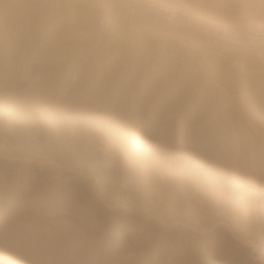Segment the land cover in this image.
Wrapping results in <instances>:
<instances>
[{
    "label": "rangeland",
    "instance_id": "1",
    "mask_svg": "<svg viewBox=\"0 0 264 264\" xmlns=\"http://www.w3.org/2000/svg\"><path fill=\"white\" fill-rule=\"evenodd\" d=\"M25 1L0 0V43L4 42L0 48V63L7 56L9 45L5 41L9 40V34H14L17 29L22 33L23 24L31 37H28L27 48L20 55H25L24 60H31L33 48L47 40L57 23L70 26L78 14L75 0H59L62 1L59 4L57 0L26 1L32 4ZM88 1L95 7L92 17L97 34L95 32L96 36L92 38L96 43L90 45L92 38L85 40L82 37L81 41L78 37L81 42L76 44L74 37L72 44L77 46L74 49L76 52L68 59L64 57L65 62L67 66L74 67V61L81 57L84 48L105 47L106 51L112 46V56H104L114 58L110 68L114 81L107 105L112 106V110L118 109V112L110 116L103 110L106 106L100 107L101 102H98L99 109L96 107L97 111L92 114L93 120H105L111 129L103 130L94 120L95 126L101 127L98 128L100 134L97 130L93 137L82 136L79 140L74 135L66 138V143L64 139L57 138L60 136L48 134L45 129L49 120L45 117H42L45 122L41 123H47L38 135L34 124H30L33 123L30 114L17 122L1 116L5 128L0 132L3 134H0V196L3 192L10 198L14 197L13 200L19 197V205L24 206L0 216V252L26 264H208L212 259L217 262L209 264H264V223H258L259 219L257 223H248L250 231L247 237L242 234V228L238 226V230L234 223H230L232 226L229 224L244 213V219L251 213L256 217L264 216V26L224 25L162 0ZM107 37L110 39L107 40ZM70 39L72 37L61 44L70 45L69 42L73 41ZM62 56L57 58L64 60ZM99 56L103 57L102 54ZM91 57L86 56L78 65L81 69L85 67L81 72L84 69L87 72L92 67L102 69L103 62L108 58ZM90 58L91 62H88ZM224 58L232 60L227 62ZM223 59L224 65L218 67ZM25 81L30 84L29 79ZM4 99L0 102L9 105ZM187 112L201 118L191 138H184L182 132L188 124ZM81 113V117L77 115L78 119L83 116L90 118L86 111ZM125 122L134 131H141L146 142L144 147H139L136 138L127 130L129 128L123 125ZM10 129L11 133L8 132ZM15 132L17 134L11 136ZM169 135L172 140L170 150L158 148L157 143ZM206 136L215 143L211 147L206 142ZM195 139H199L198 143L193 142ZM51 141L59 145L62 142L66 149L75 148L76 157L85 158L83 163L88 167L85 169H89L84 172L86 175L81 170L71 169L65 175L59 174L56 164L46 163L49 154L42 152L46 150L47 142ZM223 154L225 159L220 168L215 161ZM140 156L153 162L161 157L174 158L179 162L189 159V168L194 167L195 177L208 175L207 189L219 186L229 193L233 191L236 202L231 204L229 212H236L235 216H228L227 223L204 225L210 236L206 232L207 235L197 234L193 239L182 236L174 229L186 223H177L174 228L168 223H126L136 212L135 215L140 214L135 211L133 206L136 204L132 202L140 192L135 180L145 173ZM32 160H35L33 164ZM87 160L89 162L86 163ZM49 167H53L55 172L50 174ZM233 174L239 178L235 179ZM107 182L112 183L114 188ZM4 183L7 184L6 190L3 189ZM129 183L134 186H129ZM58 184L67 189L65 196L66 193L70 195L56 204L49 194L55 192ZM14 188L21 189L18 197L16 194L13 196ZM27 194H30L29 199ZM101 195H105L106 200ZM106 195H111L113 200ZM96 199L109 208V213L104 212L99 221L94 220L96 212L91 209L96 207ZM63 203L69 207L75 203L82 208L84 205L89 207L91 203L92 207H87V212L82 211L83 215L86 214L85 218L76 210L77 206L72 205L75 210L71 207L69 211L52 209ZM244 207H250L249 213L244 212ZM91 210L94 212L91 213ZM145 211L142 209L140 214L141 220L145 219L143 222L149 218ZM68 216L76 221L58 219L67 217L65 220H70ZM149 225L151 230L147 228ZM246 240L249 244L244 242ZM205 241L210 246L209 256L201 247ZM197 248L203 252L198 258ZM230 256H233L232 259H227ZM0 264L7 263L0 261Z\"/></svg>",
    "mask_w": 264,
    "mask_h": 264
},
{
    "label": "bare ground",
    "instance_id": "2",
    "mask_svg": "<svg viewBox=\"0 0 264 264\" xmlns=\"http://www.w3.org/2000/svg\"><path fill=\"white\" fill-rule=\"evenodd\" d=\"M57 1H58L57 2L58 4L60 2H62V1L59 2V0H57ZM70 1H72V0H70ZM162 1L174 3L175 7H181V8L187 9V10H193L194 12H196L197 14H199L201 16L210 18L212 21H217V22L223 23L224 25L238 26L241 24H246V25L254 26V27L264 26V0H162ZM20 2H23V1H20ZM52 2H56V1H52ZM68 2H69V0H68ZM28 3H31V2L28 1ZM74 3L76 4L75 8H78V10L76 9L78 12L77 16L75 15L76 20L73 18L75 21L74 22L72 21V23L69 24L70 26L57 23V25H55L52 28L51 32L48 35L49 37H47V40L41 46L33 48L34 55H36V53H38L37 56L33 55L36 62L33 59V56L31 58V60H24L23 58H25V55H24L25 53H22L24 55L23 57L20 55L22 50L27 48L26 44L29 42L28 40H30V38L28 39V37H31L30 32L25 30V26L23 24L22 33L20 31H18V29L14 30L16 28H12L15 31V33L12 30L11 31L9 30L10 33L13 32L14 34H9L10 35L9 40L5 41V44L9 45V47L7 46L8 48H6L7 56L5 57V59H3L4 62L2 61V63H5V64L0 63V97L1 96L3 97V95L5 94V97H3V98H5L4 101L9 103V105L7 103H6V105H4L5 102H3V103L0 102V118H1V116L4 115L7 118H11V120H13L14 122L15 121L17 122L20 119L24 120L25 116L27 114H30L31 115V121H33V123L31 122L30 124L35 125V126L33 125V127L36 128L37 133L39 135V131L41 129L45 128L44 124L47 123V122L41 123V122H45V121H42L43 120L42 117L43 118L45 117L46 119L49 120L48 123L46 124L47 128L45 129L48 132V134H51V136L55 135L54 137L60 136L57 138L58 139L59 138L64 139L65 143H66V140H65L66 138H68V139H69V137L72 138L74 135H75L74 137H77V139L79 140L80 137H82V136L93 137L94 135H96V133L99 132V130H98L99 127L95 126V124H94L95 119L93 120V115L97 111L96 107H98L100 104L98 102H101L100 107L106 106V107H104L105 109H103V110H105L104 112H106L108 115L114 116L118 112V109L112 110L113 107L111 106L112 107L111 108L110 105H107V104H109L108 100L111 99L110 89L112 88V84L114 81V78L111 77V71L112 70H110V68L113 65L112 62H114L113 61L114 58L113 57L111 58L108 56H107L108 57L107 58L104 56L111 54L110 51L112 50L111 49L112 46L110 47V49L106 48V51H105V47L103 49L102 48H100V49L94 48L93 49V48H91V46L84 48L81 51V57L78 60L74 61L75 62L74 67H73V65L67 66V62H65V58L69 57L70 54L74 55V53L76 52L74 49L77 46L76 45L74 46L73 44H75V43L79 44V42L82 41V39H81L82 37H84L85 40H86V38H89V40H90L92 37L96 36V34H97V31H95L96 25H95L94 19L92 17V15H93L92 13L95 9L94 5H91V2L88 0H75ZM22 4H24V3H22ZM22 4H20V5H22ZM58 4H55V5H58ZM54 8H55V6H54ZM21 20L24 21V19H21ZM12 27H13V25H12ZM95 32H96V34H95ZM98 32H99V29H98ZM100 34H102V33H100ZM102 36L104 37V35H102ZM70 37H72V39H70V40H73V38L75 37L74 38V39H76L75 43L72 44V42H74V40H73V41L69 42L70 45L65 44V43H64V45L61 44V43L65 42L67 39L69 40ZM78 37H80L81 41L78 40L79 39ZM97 37L95 39L99 40V38H97ZM103 37H101V38H103ZM108 38L110 39V37H107V40H109ZM153 38H154V36H153ZM92 39L89 42L90 45H92L95 42V40L94 39L92 40ZM105 39H106V37H105ZM101 40L102 39H100L99 41H101ZM66 42H68V41H66ZM3 43L4 42H2V44L0 43L1 44L0 48H2V45L4 46ZM59 43L62 46L58 45ZM55 44H57V45H55ZM5 47H6V45H5ZM5 47H4V49H5ZM146 47H148V46H146ZM29 50H30V48H29ZM245 51H247V50H245ZM65 54L68 56H66ZM101 54L103 55V57L99 56ZM62 55H64V56H62ZM97 55H98V58L99 57L103 58V60H104V58H107V60H105L104 62L102 61L103 62L102 69L98 70V68L94 69L92 67L90 70H88V71L86 70L87 72H85V69L83 70V72H81L80 70L85 68V67H83L81 69L78 67V65L81 63V61L86 56L87 57H91V56L94 57ZM4 56H5V54H4ZM58 56L59 57L62 56V58H64V57L65 58H64V60L61 59V61H60L59 59L61 57L58 59L57 58ZM110 56H112V54ZM119 56H122V54H120ZM123 56H125V55H123ZM20 57H21V59H20ZM91 58L89 59L88 62H91ZM224 59L218 63V67L219 66L221 67L222 65H224L223 64ZM230 59L228 60L226 58L225 60L228 62V61L232 60V59L231 60ZM94 60H95V58H94ZM67 61H69V60H67ZM71 63H73V61ZM70 75H72V77ZM26 79L30 80V84H28L27 81H25ZM25 85H27V86L25 87ZM3 98H1L0 101L3 100ZM168 99H169V97H168ZM13 100L15 102H13ZM169 100L171 101L173 99L170 97ZM170 101H168L167 103L170 104ZM12 102L14 103V105ZM10 103H11V106H10ZM25 104H28V105L30 104L33 106V108H32V106L30 107V106L25 105ZM97 104H98V106H97ZM103 104H106V105H103ZM98 109H99V107H98ZM82 111L83 112L86 111L89 114L90 118H87V117L83 118L84 116L82 115L83 116L82 119L81 118L78 119L77 115L79 114V116L81 117ZM151 118H155V117H151ZM109 119H111V118H109ZM200 119L196 116V114L192 115L191 113L187 112L186 120L188 121V124L182 131L183 134L185 135L184 138H191V136H193L194 130L196 129L195 125L198 124ZM96 120H98V119H96ZM96 120H95V122H96ZM99 120H100L99 122L97 121L99 124L97 122L96 123L99 126H102L103 130H104V128L105 129L108 128V130L111 129V125L109 128L108 122H104L105 120L101 121L102 119H99ZM189 120H190V122H189ZM167 121H169V120H167ZM106 123H108L107 124L108 126L106 125ZM123 125L125 126L126 129L129 128L127 130L131 131L134 138H136V141L138 142L139 147H144L146 145L145 140L141 136V133H140L141 131L140 132L134 131L133 128H131V126H129V124L127 122H125ZM4 128L5 127L3 126V123L0 120V132L1 131L3 132ZM97 130H98V132H96ZM11 131H12V129L8 130V132H10V133H11ZM106 131H107V129H106ZM106 131H104V134ZM100 132H101V130H100ZM100 132H99V134H100ZM0 134H2V133H0ZM13 134H17V133L16 132L12 133L11 136H14ZM2 135H0V136H2ZM51 136H49V138ZM92 139H94V138H92ZM92 139H91V141H92ZM99 140H100V138H99ZM48 141H49V139H48ZM95 141H96V139H95ZM198 141H199V139H195V141H193V142L198 143ZM206 142L209 143V147H211V145L215 144V143L213 144L212 140L207 139V136H206ZM214 142H216V141H214ZM33 143H34V141H33ZM47 143H48V145L45 147V149H46L45 151H47V152L44 151L42 153H44V154L48 153L49 154L48 155L49 157H47L48 162H46V163L56 164L59 168L58 169L59 174L61 172V173H63V175H65L66 173H68L70 171V169L73 171L81 170V171H83L82 173L89 170V169H87L88 168L87 166H84V163H83L84 160L83 159H85V158L80 159L78 157L79 158L78 159L76 157L78 154L76 155L75 151H73V149L75 150V148L71 149V147H70V148L66 149V146H64L65 144L62 145L61 144L62 142L60 143V141H59L60 145L58 143L52 142V141L47 142ZM170 144H172V140H170V135H169V136L164 137L163 140H161V142L157 143V147L160 148L161 150L168 151L171 148ZM0 146H2V145H0ZM36 148L39 149V147H36ZM38 149H37V151H38ZM18 150H20V149H18ZM21 150H23V149H21ZM37 151L35 153H37ZM37 154H40V153L38 152ZM50 154H51V157H50ZM93 154H94V152H93ZM224 154L221 155V157L217 161H215L217 163L218 167H220V168L223 167V165H222L223 161L222 160L225 159ZM27 159H29V158H27ZM25 162H27V161H25ZM33 162H35V160L31 161L32 164H33ZM87 162H89V161L87 160L86 163ZM119 162H120V160H119ZM188 162H189V159H187V158H185V159H183V161L179 162L174 158H167V157L166 158L161 157V158L157 159L155 162H153V161L149 160L148 158H144L142 156L141 157V166H143L142 168H143V171L145 173L142 172L143 175L140 176V178L138 180L134 179L136 182H138V185L140 187L139 188L140 192L137 193L139 195L136 194L137 196H139L138 197L139 199H136L137 198L136 195H135L136 198L132 199V197H131V199L133 200L132 202H134L136 204L135 206H133V208L135 207V211H138L141 214L142 209H144V210H146L144 213H147L149 218L147 217L146 219H148V220L143 222L145 219H143V221H142L140 218V214L135 215V214H137V212H136L134 214L133 218L129 217V218H131V220L126 221V223H161V224L162 223H165V224L168 223L169 226H172L173 228L175 226H177V223H186L185 225L180 224L179 226H177L174 229H175V231L177 229V232L179 231L182 236H185L187 238L189 237L190 239H193V238L197 237V234L203 235V234H206V232H207V234L210 233V231L204 229V225H207L208 223H221L222 224L223 221H225L224 223H227L226 218H228V216H232V217L235 216L236 212H232V213L229 212L231 209V204L236 202L235 201L236 197H234L233 191L231 193H229L227 191V189H224V188L220 189L219 186H217V187L213 186L212 189H207V187H208L207 184L209 182L208 175L202 174V175H197L195 177L194 176L195 172L193 173L194 167L192 166V168H189L190 162H189V164H187ZM124 164H125V162H124ZM76 166L79 169L76 170V168H75ZM56 167H54V168L57 170ZM85 167H87L86 168L87 170L85 169ZM104 168H105V166L103 167V169ZM48 169L50 171H52V172H50V174L55 172V171H53L54 170L53 167L52 168L49 167ZM82 169H84L85 171ZM107 169H109V167ZM98 170H99V168H98ZM124 173H125V171H124ZM140 173L141 172L139 171V174ZM47 174H49V171H47ZM48 176H50V175H48ZM133 177H135V176H133ZM138 177H139V175L136 176V179ZM233 177L235 179L239 178L235 174H233ZM128 178L129 177H126L127 180H128ZM129 179L133 180V178H131V177ZM85 180L87 181L88 179H85ZM132 180H129V181H132ZM191 180H193V181H191ZM58 181H59V183H61V180H58ZM132 182H134V181H132ZM64 183H65V181H64ZM84 183H85V181H84ZM84 183H83V185H84ZM87 183H89V182L87 181ZM104 183H106V182H104ZM108 183L110 184V182H107V184ZM111 184H110V186H112ZM6 185L4 183V185H3L4 190H6L5 189L7 187ZM130 185L131 184L129 183V186ZM103 186H105V185H103ZM131 186H134V185H131ZM64 187L67 188L68 186L66 187L64 185ZM112 187L114 188V186H112ZM17 188L12 189V192H14L13 196L16 194V196L18 197L20 195L19 192L21 189H17ZM80 189H82V188H80ZM109 189L110 188H108V190ZM65 190H67V189H64L60 184L55 186V192L54 193L52 192L53 193L52 195H51V193L49 194L51 200H53V202L56 204H57V202L62 201L64 198H66L68 195H70V194L66 193L67 196H65ZM82 190H85V189H82ZM151 190H153L152 192H155L156 195H155V193H152ZM66 192H68V191H66ZM103 192H104V190H103ZM104 194H107V193H104ZM110 194L112 195L111 192H110ZM28 195H30V194H27L26 197H28ZM106 196H107V198H109V200H113L112 199L113 197L111 198L108 195H106ZM29 198L30 197H28V199ZM105 198H106L105 195L102 196V199H105ZM13 199H14V197L10 198L6 195V193L2 192V194L0 196V216L5 215L7 212H9V211H11L17 207L24 206V204L19 205L21 203L19 201V197L17 199L15 198V200H13ZM67 199H68V197H67ZM102 199H100V200H102ZM92 200L93 199H91V201L90 200L89 201L92 202ZM66 201H68V200H66ZM96 201L97 202L94 203L96 205V207L93 205L94 208H91V209H94V211L96 212V215H94V220L98 219V221H99V218L103 215L104 212H108L109 208H106L102 204L103 203L102 201H101L102 203L101 202L98 203L99 201L97 199H96ZM62 202H60V203H62ZM68 202L70 203V200ZM108 202H110V201H108ZM130 202H131V200H130ZM65 204H67V202ZM65 204L63 203V205H55V206H53V207L51 206V207L53 210L57 208L58 210L64 209L66 211H69L71 209V207L77 206L75 203H74V205L72 204L73 206L71 205V207L66 206ZM88 205L91 206V203ZM31 206H29V207H31ZM56 206H58V207H56ZM90 206L88 207V206L84 205L83 206L84 209L82 208V206H80V207L77 206L78 209L76 208V210L81 212L79 214H81V216H82L83 215L82 211H85V212L89 211L88 208H90ZM109 207H111V206H109ZM250 207L249 208L244 207L245 208V209L243 208L244 212L246 211V213H249ZM251 209H253V208H251ZM64 210H62V211H64ZM73 210H75L74 207H73ZM99 210H101V211L99 212ZM92 211L93 210H91L90 212L92 213ZM252 211L254 212V210H252ZM72 213H74V211ZM250 213H251V211H250ZM75 214L77 215L76 212H75ZM85 215H83L84 216L83 218H85ZM88 215H90V213ZM147 215H145V216H147ZM243 215H241L240 217L238 216L236 218L237 220L235 219L233 222H229V224L234 223L235 229H238V230H239V227L242 228L241 232L244 235V237L245 236L247 237L249 235L250 230L248 227V223H257L258 219H259L258 223H264V216H258L257 215V217H256V216L252 215V213H251L246 219H244V216H246V215H244V216ZM129 216H131V214ZM88 217H90V216H88ZM65 218H67V217H65ZM65 218L63 217V218H58V219H60L62 221H66V222H75L76 221L73 217L69 218V216H68V219H70V220H65ZM142 218H143V216H142ZM0 222H2L1 217H0ZM119 222H121V221H119ZM122 222L124 223L125 220L123 219ZM171 223H176V224L172 225ZM221 224H219V228L221 227L220 226ZM147 228L149 229L150 225H149V227L147 226ZM151 228H150V230H151ZM216 228H218V227H216ZM203 236H205V235H203ZM209 236H210V234H209ZM241 238H243V237H241ZM242 240H244V239H242ZM242 240H240V241H242ZM244 242H246V244L248 243L247 240ZM197 245H199V244H197ZM201 247L202 248L204 247V250L206 253H208V256H209V254H211L210 246L206 241L204 242V246H201ZM213 250H214V248H213ZM195 251L197 253L196 254L197 258L200 257L203 253L198 248ZM193 252H191V254H193ZM231 257H233V256L227 257V259H229ZM0 261L5 262L7 264H26L23 261H21V259L10 256V254L8 255V254H4L1 252H0ZM211 261L214 262V259H212ZM211 261L209 263H211ZM227 261H229V260H227ZM216 262H214V263H216ZM206 264H207V262H206Z\"/></svg>",
    "mask_w": 264,
    "mask_h": 264
}]
</instances>
